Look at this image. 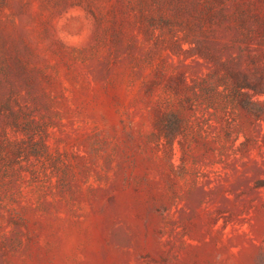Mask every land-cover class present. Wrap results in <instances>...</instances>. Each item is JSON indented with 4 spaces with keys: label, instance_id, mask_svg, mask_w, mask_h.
<instances>
[{
    "label": "rangeland",
    "instance_id": "obj_1",
    "mask_svg": "<svg viewBox=\"0 0 264 264\" xmlns=\"http://www.w3.org/2000/svg\"><path fill=\"white\" fill-rule=\"evenodd\" d=\"M0 264H264V0H0Z\"/></svg>",
    "mask_w": 264,
    "mask_h": 264
}]
</instances>
